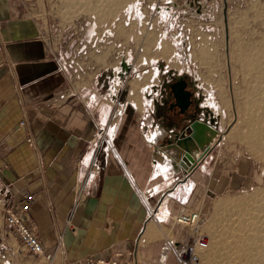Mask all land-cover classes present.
Masks as SVG:
<instances>
[{"label": "crops", "instance_id": "0c3cea01", "mask_svg": "<svg viewBox=\"0 0 264 264\" xmlns=\"http://www.w3.org/2000/svg\"><path fill=\"white\" fill-rule=\"evenodd\" d=\"M33 2L0 0L3 204L17 206L33 196L26 221L55 264L116 252H136L144 264H175L162 227L173 230L176 211L197 208L194 177L210 169L206 189L217 190L249 187L257 175L243 174L245 161L230 174L214 168L211 154L187 176L175 169L148 142V128L131 120L142 111L129 94L120 97L115 77L79 87L70 82L42 38ZM130 74L139 79L134 68ZM100 129L111 146L98 137ZM175 228L172 240L183 243L187 231Z\"/></svg>", "mask_w": 264, "mask_h": 264}, {"label": "rangeland", "instance_id": "374dc122", "mask_svg": "<svg viewBox=\"0 0 264 264\" xmlns=\"http://www.w3.org/2000/svg\"><path fill=\"white\" fill-rule=\"evenodd\" d=\"M191 2L194 0H36L33 3L34 13L41 20L42 38L75 87L99 82L105 72L112 71L120 82V97L129 94L128 99L144 111L143 115L148 109L143 92L155 82L153 72L158 63L196 74L217 107V128L221 133L208 163L217 161L214 168L230 174L238 163L243 168L245 161L243 174L248 175L252 170L257 175L249 187L237 183L217 190L206 189L210 169L194 177L199 191L193 203L200 208H187L200 211V232L208 237L210 247V227H218V219L228 212L231 203L238 199L250 202L258 195L264 196V143L254 136L256 122L260 120L257 129L264 137V89H260L264 87L261 85L264 63L257 62L262 65L261 69L257 66L261 77L255 74L254 78L252 71L257 70L252 58L258 59L257 51L264 49V0H198L203 4L199 14L194 11L196 7L187 6ZM181 39L185 41L183 47L179 45ZM183 50L187 58L182 56ZM122 59L131 65V70H137L139 79L130 76V71L128 79L119 80L115 71L119 72ZM134 81L137 82L134 94L138 98L131 94ZM131 120L138 121L134 113ZM2 195L0 191V264H36L4 223L7 205L3 204ZM162 229L173 241L177 229ZM262 243L256 264H264V240ZM205 252L200 255V264H204ZM219 261L226 264L224 259Z\"/></svg>", "mask_w": 264, "mask_h": 264}, {"label": "flooded vegetation", "instance_id": "af4514ba", "mask_svg": "<svg viewBox=\"0 0 264 264\" xmlns=\"http://www.w3.org/2000/svg\"><path fill=\"white\" fill-rule=\"evenodd\" d=\"M187 6L196 7L194 11L197 14L203 9V4L195 0ZM163 10L166 9L163 8ZM174 15V13L171 14L172 19ZM170 21L169 24H171ZM179 45L185 46V41L181 39ZM182 56L187 58L185 50ZM153 76L155 82L148 85L143 92L145 104L150 106L149 113L138 117L137 128L152 126L156 128L157 125L167 129L183 128L189 123L203 121L206 115L213 119L212 125H218L217 107L211 101L209 92L200 85L195 73L176 71L158 63ZM112 77L113 72L107 71L100 80Z\"/></svg>", "mask_w": 264, "mask_h": 264}, {"label": "built area", "instance_id": "2783aa9c", "mask_svg": "<svg viewBox=\"0 0 264 264\" xmlns=\"http://www.w3.org/2000/svg\"><path fill=\"white\" fill-rule=\"evenodd\" d=\"M19 124L23 125L24 122L21 121ZM97 135L106 139L107 145H112L105 129H100ZM26 142L29 146L33 145L31 137L26 138ZM77 194L79 195L78 192ZM32 200L33 196L28 194L19 201L17 206H7L4 211V223L16 235L22 248L35 259L36 264H55L54 254L43 248L26 221ZM172 225L187 231V237L183 243L176 241L167 243L175 264H200V255L209 247L208 237L200 232V211L183 207L173 215ZM185 254L187 258H184ZM126 256L116 252L111 258L86 256L75 262L63 260L61 264H144L136 252H128Z\"/></svg>", "mask_w": 264, "mask_h": 264}, {"label": "bare ground", "instance_id": "6f19581e", "mask_svg": "<svg viewBox=\"0 0 264 264\" xmlns=\"http://www.w3.org/2000/svg\"><path fill=\"white\" fill-rule=\"evenodd\" d=\"M257 53H259L260 57L258 59L252 58L254 60L253 65H255L256 67L257 66L260 67V65L264 63V49L258 50ZM258 61H261V64L259 63L260 65H257ZM252 68L254 67L252 66ZM260 69H258V67H257V70L256 68L255 70L252 69V71H254V78H255V74L261 77ZM263 71H264V68H263ZM254 78L253 80L255 81ZM257 78L258 77H256V79ZM249 79L251 81V78ZM262 82L264 83V80ZM262 82L260 81V83ZM263 83L261 84L262 86L264 85ZM255 85L257 86L258 83L257 84L255 83ZM131 87H132L131 94H132V97H134L136 96L134 92H135V89L137 88V82L135 81L132 82ZM260 89L263 90L264 87ZM258 97L259 96H257V98ZM248 116L250 117V115ZM260 124H261V121L257 120L255 126H257V128H260ZM257 128H256L257 131L254 132V136L260 142L264 143L263 134L259 132V129ZM229 206L231 207L230 209H228V212L223 214L218 219L219 220V223H217L218 227L217 226L210 227V233L212 234V238L210 241L211 245L205 252L206 254H203L205 255L203 256V259L205 260L204 264H219L220 263L219 260L221 259L226 260L225 261L226 264H256L258 257H259L258 253L263 247L262 240H264V233H263L264 231L263 229L264 228V196L258 195L254 199H252L250 202H247V201L244 202L238 199V201H234ZM216 222H217V219H216ZM216 222H214L215 225H216Z\"/></svg>", "mask_w": 264, "mask_h": 264}, {"label": "water", "instance_id": "95a60500", "mask_svg": "<svg viewBox=\"0 0 264 264\" xmlns=\"http://www.w3.org/2000/svg\"><path fill=\"white\" fill-rule=\"evenodd\" d=\"M130 71L131 65L122 59L117 74L119 80H124ZM146 113H149L147 109ZM212 123L213 119L206 115L203 121L189 123L183 128L167 129L160 128V125L156 128L152 126L148 128V142L156 152L164 153L175 169L187 176L206 159L221 137L220 130Z\"/></svg>", "mask_w": 264, "mask_h": 264}]
</instances>
